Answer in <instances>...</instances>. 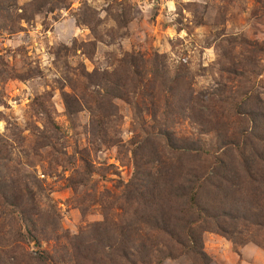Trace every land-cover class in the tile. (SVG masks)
Listing matches in <instances>:
<instances>
[{
	"label": "rangeland",
	"instance_id": "1",
	"mask_svg": "<svg viewBox=\"0 0 264 264\" xmlns=\"http://www.w3.org/2000/svg\"><path fill=\"white\" fill-rule=\"evenodd\" d=\"M0 264H264V0H0Z\"/></svg>",
	"mask_w": 264,
	"mask_h": 264
},
{
	"label": "trees",
	"instance_id": "2",
	"mask_svg": "<svg viewBox=\"0 0 264 264\" xmlns=\"http://www.w3.org/2000/svg\"><path fill=\"white\" fill-rule=\"evenodd\" d=\"M191 200H192V201H191V202H192L191 204H192L193 206H195V205H196L195 198L191 197ZM196 206H197V205H196Z\"/></svg>",
	"mask_w": 264,
	"mask_h": 264
}]
</instances>
